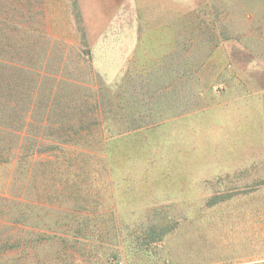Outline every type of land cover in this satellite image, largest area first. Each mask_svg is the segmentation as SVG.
Masks as SVG:
<instances>
[{
    "label": "rangeland",
    "instance_id": "rangeland-1",
    "mask_svg": "<svg viewBox=\"0 0 264 264\" xmlns=\"http://www.w3.org/2000/svg\"><path fill=\"white\" fill-rule=\"evenodd\" d=\"M0 11L35 15L66 44L102 106L113 163L100 184L59 191L47 217L69 247L45 244L27 262L264 264V32L253 24L264 3L0 0Z\"/></svg>",
    "mask_w": 264,
    "mask_h": 264
},
{
    "label": "trees",
    "instance_id": "trees-1",
    "mask_svg": "<svg viewBox=\"0 0 264 264\" xmlns=\"http://www.w3.org/2000/svg\"><path fill=\"white\" fill-rule=\"evenodd\" d=\"M72 20L82 23L79 13ZM36 22L0 11V254L17 256V264H30L25 258L45 244L67 249L56 217H47L59 191L87 190L113 170L101 105L65 62L66 44H51ZM253 24L264 32V16ZM77 58L75 67L86 64Z\"/></svg>",
    "mask_w": 264,
    "mask_h": 264
}]
</instances>
